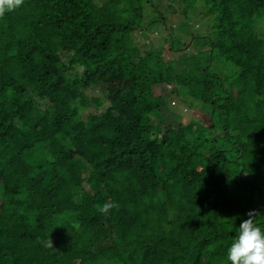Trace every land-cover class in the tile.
<instances>
[{"label":"trees","instance_id":"obj_1","mask_svg":"<svg viewBox=\"0 0 264 264\" xmlns=\"http://www.w3.org/2000/svg\"><path fill=\"white\" fill-rule=\"evenodd\" d=\"M159 85L189 119H159L175 108ZM253 211L264 231V0H23L0 17V264H231Z\"/></svg>","mask_w":264,"mask_h":264},{"label":"clouds","instance_id":"obj_2","mask_svg":"<svg viewBox=\"0 0 264 264\" xmlns=\"http://www.w3.org/2000/svg\"><path fill=\"white\" fill-rule=\"evenodd\" d=\"M22 3L23 0H0V17L5 12L15 10ZM119 207L116 202L106 201L98 207V211L106 216L111 210H118ZM247 215L249 218L240 224L234 240L227 249V259L231 264H264V231L255 223L258 213L253 211ZM39 242L45 248H54L50 236Z\"/></svg>","mask_w":264,"mask_h":264},{"label":"rangeland","instance_id":"obj_3","mask_svg":"<svg viewBox=\"0 0 264 264\" xmlns=\"http://www.w3.org/2000/svg\"><path fill=\"white\" fill-rule=\"evenodd\" d=\"M100 2H101V0H100ZM154 33H155V30L153 32H151V33L148 32L147 34H149L148 35L149 38H145L143 36L142 32L139 29H130L129 32L126 34V38H127V40L129 41V43L131 45H134V46H137V47H143V48L144 47L147 48L148 47L147 45H150V46H152L153 50L156 53L161 54V55L163 53L167 57L171 56V58H174V57H172L173 56L172 53L167 52V48H168L167 39L165 37L160 38V39L156 38V37H154ZM174 54L176 55V53H174ZM165 87H166L165 85L156 86V92L157 93H162L166 97L171 98L169 90H168L169 88L168 87L165 88ZM103 90L104 89H102V91ZM101 93L102 92H101V90L99 88H95L94 92L92 94L90 93L89 97L94 96V95H100ZM102 95H103V93H102ZM171 100H172L171 104L175 108H173L170 113H166L165 116L161 115V113H159L158 114L159 115V119L163 120V122H167V121L171 122V121H173V118H174V115H175L174 110H176L177 107L181 108V110L183 109L182 112L180 113L181 119L183 121L189 119V116L191 114L189 113L190 111L186 110L187 109L186 105L183 104V103H180L176 96L171 98ZM88 108L89 109H94V104H90V107H88ZM154 126L155 125H153L152 127H154ZM144 135H145V137L149 138L148 127H146L144 129ZM100 234H102V232H100Z\"/></svg>","mask_w":264,"mask_h":264}]
</instances>
